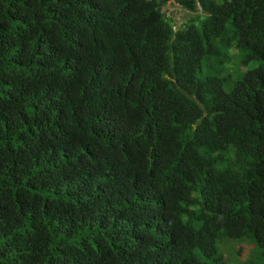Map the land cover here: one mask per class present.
Wrapping results in <instances>:
<instances>
[{"label":"trees","instance_id":"16d2710c","mask_svg":"<svg viewBox=\"0 0 264 264\" xmlns=\"http://www.w3.org/2000/svg\"><path fill=\"white\" fill-rule=\"evenodd\" d=\"M167 1L0 0V264H264V0Z\"/></svg>","mask_w":264,"mask_h":264},{"label":"rangeland","instance_id":"374dc122","mask_svg":"<svg viewBox=\"0 0 264 264\" xmlns=\"http://www.w3.org/2000/svg\"><path fill=\"white\" fill-rule=\"evenodd\" d=\"M162 11L167 15V17L172 19L175 27L183 23L186 19L194 17L198 13L197 11H191L184 8L175 0H168L163 5ZM238 58L239 60H243L245 58V53L239 54ZM249 62V64L244 66V70L246 69V67L252 68L257 65V61L249 60ZM218 69H224L225 71L229 70L230 64H228L226 67H219ZM249 244L250 243L248 240L240 239H229L225 241V243L219 244L220 251L224 257L223 264H238V262L244 259L242 252L246 251L249 248Z\"/></svg>","mask_w":264,"mask_h":264}]
</instances>
